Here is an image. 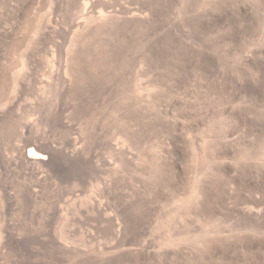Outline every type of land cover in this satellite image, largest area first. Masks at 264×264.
Instances as JSON below:
<instances>
[{"label":"rangeland","instance_id":"1","mask_svg":"<svg viewBox=\"0 0 264 264\" xmlns=\"http://www.w3.org/2000/svg\"><path fill=\"white\" fill-rule=\"evenodd\" d=\"M0 264H264V0H0Z\"/></svg>","mask_w":264,"mask_h":264},{"label":"bare ground","instance_id":"2","mask_svg":"<svg viewBox=\"0 0 264 264\" xmlns=\"http://www.w3.org/2000/svg\"><path fill=\"white\" fill-rule=\"evenodd\" d=\"M32 156H34L36 159H42L43 158V156H41V155H36V154H32L31 152H29L28 157H32Z\"/></svg>","mask_w":264,"mask_h":264}]
</instances>
